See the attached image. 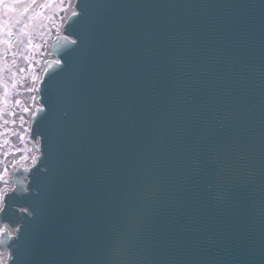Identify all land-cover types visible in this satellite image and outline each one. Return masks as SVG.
I'll return each instance as SVG.
<instances>
[{
    "label": "water",
    "instance_id": "water-1",
    "mask_svg": "<svg viewBox=\"0 0 264 264\" xmlns=\"http://www.w3.org/2000/svg\"><path fill=\"white\" fill-rule=\"evenodd\" d=\"M73 7L0 211L5 264H264V0Z\"/></svg>",
    "mask_w": 264,
    "mask_h": 264
},
{
    "label": "rangeland",
    "instance_id": "rangeland-1",
    "mask_svg": "<svg viewBox=\"0 0 264 264\" xmlns=\"http://www.w3.org/2000/svg\"><path fill=\"white\" fill-rule=\"evenodd\" d=\"M29 1L31 7L26 12H22L19 0L0 2V197L11 187L9 177L13 168L28 162L25 121L35 106L34 90L43 69L47 38L59 34L61 15L72 11V0ZM48 2L55 5L52 22L44 13V4ZM59 12L62 14L58 15ZM24 14L23 21L28 22L31 33L29 44L22 40L15 24L19 15ZM3 261L0 255V262Z\"/></svg>",
    "mask_w": 264,
    "mask_h": 264
},
{
    "label": "snow or ice",
    "instance_id": "snow-or-ice-1",
    "mask_svg": "<svg viewBox=\"0 0 264 264\" xmlns=\"http://www.w3.org/2000/svg\"><path fill=\"white\" fill-rule=\"evenodd\" d=\"M0 2H3V0H0ZM70 43L72 45H75L77 43V41L76 40H72V41H70ZM2 200H3V197H0V201H2ZM4 208H6V204H4V207H0V211H3ZM2 232H3V229H0V234H2ZM0 264H3V262H0Z\"/></svg>",
    "mask_w": 264,
    "mask_h": 264
},
{
    "label": "bare ground",
    "instance_id": "bare-ground-1",
    "mask_svg": "<svg viewBox=\"0 0 264 264\" xmlns=\"http://www.w3.org/2000/svg\"><path fill=\"white\" fill-rule=\"evenodd\" d=\"M23 1V0H22ZM18 4H20V1L19 2H17ZM30 35H31V33H30Z\"/></svg>",
    "mask_w": 264,
    "mask_h": 264
}]
</instances>
